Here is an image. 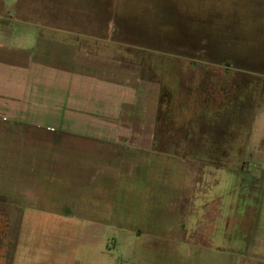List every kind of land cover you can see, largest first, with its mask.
I'll list each match as a JSON object with an SVG mask.
<instances>
[{"label": "rangeland", "instance_id": "obj_1", "mask_svg": "<svg viewBox=\"0 0 264 264\" xmlns=\"http://www.w3.org/2000/svg\"><path fill=\"white\" fill-rule=\"evenodd\" d=\"M55 33H66L65 41H75L81 55L104 63L103 69L98 67L101 71H85L86 76L82 72V83L114 81L113 86H96L95 94L106 95L118 110L116 115L134 102V96L132 100L121 96L129 88L131 98L132 87L115 80L119 75L116 68L108 67L111 63L119 65L122 76L153 81L159 91L152 137L88 134L77 136V147L150 144L174 160L186 159L181 182L168 183L169 194L173 207L182 204L192 211L163 214L169 206L162 208L161 203L169 205L171 199L162 200V184L157 183L155 202L146 216L140 200L136 208L134 198L95 200L91 231L75 217L28 214L26 236L35 259L46 257L51 243L62 257L56 263L40 259L41 264H221L218 250L177 242L159 231L173 224L184 240L197 238L196 225L203 222L196 208L201 210L205 202L208 208L207 197L211 193L212 203L217 183L227 180L229 188L235 181L232 174L215 167L221 164L226 167L221 169L237 174L231 191L237 194L239 240L260 236L264 147L253 144L264 133V0H0V40L9 47L5 49H9V65L23 66L30 60L37 64V53L32 56L31 50L38 47L40 37L42 43L44 37L52 39L44 43L50 54L47 63L52 64ZM86 89L85 84L80 90ZM20 124L9 123V128L17 132ZM78 125L86 127L87 121L80 118ZM71 138L24 137L10 131L9 147H73ZM98 203L110 207L103 210L104 216H97L102 211ZM133 224L139 230L124 231ZM8 246L7 217L1 214L0 264H9ZM247 250L240 248L239 254Z\"/></svg>", "mask_w": 264, "mask_h": 264}, {"label": "crops", "instance_id": "obj_2", "mask_svg": "<svg viewBox=\"0 0 264 264\" xmlns=\"http://www.w3.org/2000/svg\"><path fill=\"white\" fill-rule=\"evenodd\" d=\"M65 34H54L52 64L47 63L50 54L44 45L50 37H44L43 43L40 37L38 47L31 50L32 56L34 52L37 53L38 63L33 64L29 59L30 62L23 66L9 65V49L5 50L9 47L7 42L0 40V215L7 217L9 252L11 249L9 264H18L19 258L22 264H31L40 259H53V263H56V258L62 257L61 253L56 254V245L48 243L52 251L44 258L35 259L26 236L28 214L75 217L87 223V231H91L88 226L94 225L95 200L104 202L134 198L136 208L140 203L139 208L144 210L142 214L146 216L149 214L147 209L155 202L152 194L157 183L162 184V200L171 199L169 205L161 203L162 208L169 206L163 214L170 216L175 211L180 215H189L192 211L188 207L183 208L182 204L173 207V196L169 194L172 193L169 184L180 183L184 176L186 159L174 160L150 144L144 147L142 144H131L133 147H77V136L88 134L152 137L160 98L156 83L142 80L140 76H122L119 65L111 63L107 66L116 68L119 75L115 80L120 79L121 84H130L129 87H132L131 98L129 88L121 96L126 100H132L134 96V102L131 101L132 104L129 103L127 109L122 110H125L123 113L119 111L116 115L118 110L114 109L111 100L106 95L95 94L96 86L103 83L111 86L114 81L107 84L101 80H86L84 83L89 90H80L85 85L81 73L86 76L88 72L85 71H101L98 67L101 68L104 63L87 59V53L81 55L75 41H65ZM50 44L53 45L52 42ZM47 67L51 69L47 71ZM113 75L110 77L112 80ZM80 93L85 95L79 98ZM80 118L87 121L86 127H79ZM9 123L13 126L21 124L18 131L14 132L13 128H9ZM51 129L53 133L46 131ZM10 131L24 137L70 135L73 136V147H9ZM253 145L264 147V133L261 140ZM215 167L225 174H232L235 181L229 188L225 186L227 180L217 183L213 202L210 203L211 193L207 197L209 209L205 206L206 202L200 206L201 210L196 208L197 216L203 222L196 225L197 238L188 240L184 235V240L182 234L176 233L179 229L175 230L173 224L159 231L165 232L166 238L177 242H194L198 247L218 250L223 257L219 258L221 264H264V187L261 194L260 236L239 240L237 194L235 192L232 195L231 191L233 184H237V174L221 169L226 168L223 164ZM97 194L100 195L95 196ZM106 207L110 209L107 203H98L97 209L102 208V211L97 216H104ZM155 214L158 215L157 212ZM34 219L30 221L29 227ZM137 225H128L124 231L137 230ZM143 228L147 229L144 225ZM41 245H38L40 249L43 248ZM240 248L248 250L241 255Z\"/></svg>", "mask_w": 264, "mask_h": 264}]
</instances>
